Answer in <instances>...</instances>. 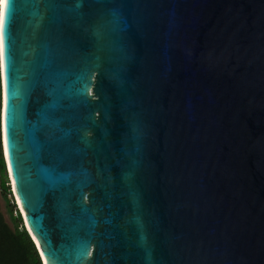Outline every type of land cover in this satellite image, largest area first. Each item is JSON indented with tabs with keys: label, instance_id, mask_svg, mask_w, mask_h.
I'll return each mask as SVG.
<instances>
[{
	"label": "water",
	"instance_id": "water-1",
	"mask_svg": "<svg viewBox=\"0 0 264 264\" xmlns=\"http://www.w3.org/2000/svg\"><path fill=\"white\" fill-rule=\"evenodd\" d=\"M4 31L41 264H264V0H10Z\"/></svg>",
	"mask_w": 264,
	"mask_h": 264
},
{
	"label": "trees",
	"instance_id": "trees-1",
	"mask_svg": "<svg viewBox=\"0 0 264 264\" xmlns=\"http://www.w3.org/2000/svg\"><path fill=\"white\" fill-rule=\"evenodd\" d=\"M7 181L0 144V264H41L21 215L8 197Z\"/></svg>",
	"mask_w": 264,
	"mask_h": 264
},
{
	"label": "snow or ice",
	"instance_id": "snow-or-ice-1",
	"mask_svg": "<svg viewBox=\"0 0 264 264\" xmlns=\"http://www.w3.org/2000/svg\"><path fill=\"white\" fill-rule=\"evenodd\" d=\"M10 4V0H0V84H6V62H5V25H6V13L7 6ZM11 95H15L14 92ZM5 109L9 107V92L5 91ZM4 125V111L0 110V127ZM5 155H8V140L5 138ZM35 240L36 237H33ZM37 247H40L37 242Z\"/></svg>",
	"mask_w": 264,
	"mask_h": 264
},
{
	"label": "built area",
	"instance_id": "built-area-1",
	"mask_svg": "<svg viewBox=\"0 0 264 264\" xmlns=\"http://www.w3.org/2000/svg\"><path fill=\"white\" fill-rule=\"evenodd\" d=\"M6 184L9 186V190H10V193L8 194V197H11V202L12 203H15L14 199H13V194H12V190H11V186H10V182L7 181ZM15 213V212H14Z\"/></svg>",
	"mask_w": 264,
	"mask_h": 264
}]
</instances>
